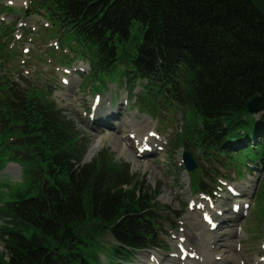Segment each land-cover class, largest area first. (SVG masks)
Masks as SVG:
<instances>
[{"label":"trees","instance_id":"16d2710c","mask_svg":"<svg viewBox=\"0 0 264 264\" xmlns=\"http://www.w3.org/2000/svg\"><path fill=\"white\" fill-rule=\"evenodd\" d=\"M31 5L57 25L60 38L72 39L96 80L122 76L125 88L139 86L160 109L184 110L174 146L199 157L194 190H206V169L253 164L264 171V0ZM255 95L259 112L251 115L247 103ZM88 145L52 100L0 67V169L15 163L25 179L0 203V264H88L95 258L88 245L106 234L122 261L162 250L161 224L170 208L108 150L81 164Z\"/></svg>","mask_w":264,"mask_h":264},{"label":"rangeland","instance_id":"374dc122","mask_svg":"<svg viewBox=\"0 0 264 264\" xmlns=\"http://www.w3.org/2000/svg\"><path fill=\"white\" fill-rule=\"evenodd\" d=\"M31 2L0 0V67L5 76L29 86L40 98L52 100L86 135L89 145L81 164L90 162L100 151L108 150L116 162L128 165L130 174L143 183L144 189L151 188L159 205L170 208L161 224L159 243L162 250L134 253L124 260L125 263L119 259L122 255L112 254L111 246L115 240L106 234L98 242L88 245L87 251L91 256L95 255L88 264H141L138 258L145 263V258L151 254L159 256L160 260L178 263V235H183L186 247L198 253L193 264H203L200 254L206 249L216 252L227 239L232 243L229 252H235L241 258L229 264H253L264 259L263 168L249 164L250 170L216 168L213 173L212 169H206V177L201 176L206 190H194L192 182H198V171L187 173L181 164V155L187 151L195 160L199 157L193 149L174 146L184 110L160 109L158 102L145 100L139 86L130 83V88H125L122 76L112 74L101 77V82L96 80L91 75L89 60L77 55L72 39L67 35L60 38L57 25H51ZM97 103L99 105L94 108ZM107 112L113 119H107ZM137 123L143 136L149 131V140L144 139V144L149 145L141 144L136 150V145L129 143L126 145L129 152L120 154L118 147L124 141L123 137H127L132 125ZM145 147L149 150H144ZM88 154H91L90 159H87ZM24 185L21 167L7 163L0 169V203L10 200L12 193ZM216 206L223 209L221 216L236 220L239 229L242 228L241 233L229 236L228 225L220 227L213 239L208 222H203L202 208L212 210ZM213 225L210 230L214 229ZM187 233L198 237L192 239Z\"/></svg>","mask_w":264,"mask_h":264},{"label":"bare ground","instance_id":"6f19581e","mask_svg":"<svg viewBox=\"0 0 264 264\" xmlns=\"http://www.w3.org/2000/svg\"><path fill=\"white\" fill-rule=\"evenodd\" d=\"M99 104H95L94 108H96ZM107 114V119H110L112 117L111 114L108 115ZM104 116V115H103ZM143 122V121H142ZM134 123V122H132ZM145 124V123H143ZM115 126V125H113ZM144 128V126H143ZM142 128L141 126L138 125H132V128L130 131H128L127 133V137H123L124 141L121 142V144L118 147V151L120 154H124L125 152H129V150H126V145H129V143H131L132 145H136L135 149H139L141 148V144L142 145H149V143H145L144 144V139L146 138V140H149V134L148 132L143 136V132L141 131ZM155 137H157V133L155 134ZM143 142V143H142ZM128 149V148H127ZM138 152V151H137ZM91 154L87 155V159H90ZM261 159V158H259ZM232 195H238L235 193H231ZM201 207H203L202 205H200ZM234 207H232L233 209ZM203 209V222H208V228L209 231L212 232V237L213 239H215L217 237V233L220 230V227H227L228 225H230L229 230L227 229V234L229 236H236L237 234L241 233L242 228L239 229V226H237L236 220L233 218H229L228 220L225 218V215L221 216V210H223L220 206H216L214 209H209L208 208H202ZM230 220V221H229ZM201 224V223H200ZM212 224H215V227L213 230H210V228H212ZM206 225V224H204ZM204 226V227H207ZM187 231V230H186ZM221 233V232H219ZM187 235L190 238H195L198 237L197 234H193V233H187ZM222 235V234H221ZM183 235H178V239H177V245H178V263H170L168 261L165 260H160L159 256H155L153 254H151L150 256H148V259L145 258V263L141 262L142 260L140 258H138V260L140 261L141 264H193L194 263V257L197 256L196 252L194 250H192V248L186 247L185 242H183ZM218 242V241H217ZM204 246H206V243H203ZM232 247V243L230 241H228V239L225 241V243L221 244L216 252L212 251L211 249H206L205 252H202V255L200 254V258H202V263L203 264H229L231 262H235L236 260L238 261L239 259L241 260V258L239 256L236 255L235 252H233L232 254L229 252V249ZM262 253L264 254V252L262 251ZM214 254L213 257L210 258V256H212ZM146 257V256H145ZM150 257V258H149ZM253 264H264V259H259L253 262Z\"/></svg>","mask_w":264,"mask_h":264},{"label":"water","instance_id":"95a60500","mask_svg":"<svg viewBox=\"0 0 264 264\" xmlns=\"http://www.w3.org/2000/svg\"><path fill=\"white\" fill-rule=\"evenodd\" d=\"M260 97L258 95L253 96L247 103L248 112L251 115H256L259 112L258 102ZM181 164L187 173L193 172L198 168L196 160L192 157L191 153L184 151L181 155ZM146 252L148 250H145Z\"/></svg>","mask_w":264,"mask_h":264}]
</instances>
